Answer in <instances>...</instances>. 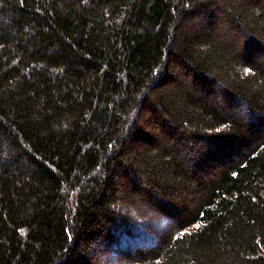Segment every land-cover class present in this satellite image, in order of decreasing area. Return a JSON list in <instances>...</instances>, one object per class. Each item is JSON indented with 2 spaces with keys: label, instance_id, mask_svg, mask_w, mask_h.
<instances>
[{
  "label": "trees",
  "instance_id": "trees-1",
  "mask_svg": "<svg viewBox=\"0 0 264 264\" xmlns=\"http://www.w3.org/2000/svg\"><path fill=\"white\" fill-rule=\"evenodd\" d=\"M140 204L181 232L131 264H264V0H0V264Z\"/></svg>",
  "mask_w": 264,
  "mask_h": 264
},
{
  "label": "rangeland",
  "instance_id": "rangeland-1",
  "mask_svg": "<svg viewBox=\"0 0 264 264\" xmlns=\"http://www.w3.org/2000/svg\"><path fill=\"white\" fill-rule=\"evenodd\" d=\"M121 211L107 238L90 244L88 264H131L137 251L153 248L181 232L172 217L148 204Z\"/></svg>",
  "mask_w": 264,
  "mask_h": 264
}]
</instances>
